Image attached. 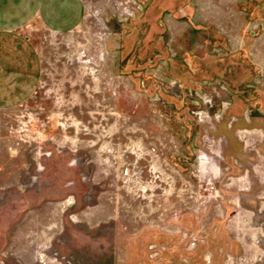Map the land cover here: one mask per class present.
<instances>
[{
  "label": "rangeland",
  "instance_id": "rangeland-1",
  "mask_svg": "<svg viewBox=\"0 0 264 264\" xmlns=\"http://www.w3.org/2000/svg\"><path fill=\"white\" fill-rule=\"evenodd\" d=\"M26 32L0 264H264V0H84Z\"/></svg>",
  "mask_w": 264,
  "mask_h": 264
},
{
  "label": "crops",
  "instance_id": "crops-1",
  "mask_svg": "<svg viewBox=\"0 0 264 264\" xmlns=\"http://www.w3.org/2000/svg\"><path fill=\"white\" fill-rule=\"evenodd\" d=\"M83 12L84 0H0V110L28 100L41 75L40 56L26 28L37 23L69 31Z\"/></svg>",
  "mask_w": 264,
  "mask_h": 264
}]
</instances>
